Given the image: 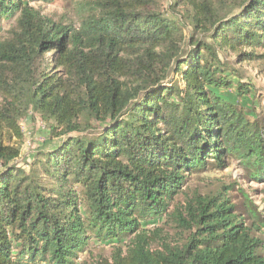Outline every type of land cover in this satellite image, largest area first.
<instances>
[{
    "label": "trees",
    "instance_id": "trees-1",
    "mask_svg": "<svg viewBox=\"0 0 264 264\" xmlns=\"http://www.w3.org/2000/svg\"><path fill=\"white\" fill-rule=\"evenodd\" d=\"M54 1L0 0V22L15 17L0 40V264H77L98 242L110 257L81 264H264L257 211L227 187L185 193L230 160L264 183V104L245 114L253 88L227 61L264 47V0H172L174 19L160 0H92L78 25L32 6ZM28 113L55 142L18 166Z\"/></svg>",
    "mask_w": 264,
    "mask_h": 264
},
{
    "label": "rangeland",
    "instance_id": "rangeland-1",
    "mask_svg": "<svg viewBox=\"0 0 264 264\" xmlns=\"http://www.w3.org/2000/svg\"><path fill=\"white\" fill-rule=\"evenodd\" d=\"M92 0H55L52 4L33 3L32 6L40 10L44 16H51L55 21H72L78 25V14L82 10L81 5ZM172 0H160L159 12L167 19L175 18L171 13L169 6ZM15 29V17L8 21L0 22V40L10 37L11 32ZM264 43V33L262 41ZM240 53L253 54L256 58L237 63L236 53H228L231 69L237 71L241 76V82L253 88V92L246 99L234 97V91H229L227 98L240 102L244 106L245 114L250 108V104L260 100V107L264 104V47L257 45L255 47H243L239 49ZM50 55L47 61L51 63ZM49 63V64H50ZM235 84L236 72L227 69L226 74ZM239 80V81H240ZM239 104V103H238ZM20 128L23 133L22 142L19 143L20 157L17 161L18 166L28 164L35 152L42 149H49L55 140L50 139L49 125L43 122L37 115L28 113L26 117L20 120ZM26 168V167H25ZM221 187H227L228 196L238 208V212L245 214L246 208L257 211L259 217L264 220V183L252 181L247 178L244 168L237 162L230 160L226 169L219 171L214 168H208L207 171L193 173L188 177V183L185 187V193L191 195L198 192L202 195L215 191ZM162 226V225H159ZM264 226V223H263ZM165 232H172L165 228ZM259 236V235H258ZM112 253V245L103 243H91L87 252L80 255L77 264L92 263L97 260L108 259Z\"/></svg>",
    "mask_w": 264,
    "mask_h": 264
}]
</instances>
